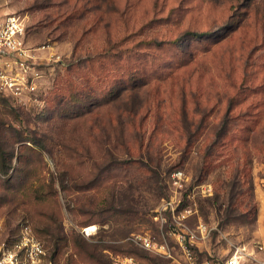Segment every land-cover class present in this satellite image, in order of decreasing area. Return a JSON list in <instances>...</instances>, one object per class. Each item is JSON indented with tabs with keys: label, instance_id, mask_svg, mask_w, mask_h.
Listing matches in <instances>:
<instances>
[{
	"label": "rangeland",
	"instance_id": "obj_1",
	"mask_svg": "<svg viewBox=\"0 0 264 264\" xmlns=\"http://www.w3.org/2000/svg\"><path fill=\"white\" fill-rule=\"evenodd\" d=\"M6 15L38 75L0 92L5 233L29 225L56 264H187L171 232L188 210L210 230L195 261L261 264L264 0H0Z\"/></svg>",
	"mask_w": 264,
	"mask_h": 264
},
{
	"label": "built area",
	"instance_id": "obj_2",
	"mask_svg": "<svg viewBox=\"0 0 264 264\" xmlns=\"http://www.w3.org/2000/svg\"><path fill=\"white\" fill-rule=\"evenodd\" d=\"M23 34L24 25L18 17L6 15L0 18V92L16 99L25 90L29 92L35 90L34 81L30 78L38 75L30 65L32 55L22 39ZM170 180L172 187L178 192L182 189L186 178L181 171H176ZM203 189L205 194H211L210 186H203ZM180 215L181 217L174 222L171 234L185 254L187 264H218L213 260L201 262L194 260L191 248L195 246L198 239L205 238L210 230L202 223L193 230L187 229L184 222L188 219L190 211L183 210ZM137 239L142 248L153 247V242L149 238ZM256 249L263 255L259 262L264 264V247L258 245ZM242 258L243 255L237 251L226 260L225 264H240ZM126 262L129 260L126 259ZM0 264H52V262L48 258L43 243L36 238L29 225L20 224L11 233H5L0 226ZM114 264L122 263L116 260Z\"/></svg>",
	"mask_w": 264,
	"mask_h": 264
},
{
	"label": "trees",
	"instance_id": "obj_3",
	"mask_svg": "<svg viewBox=\"0 0 264 264\" xmlns=\"http://www.w3.org/2000/svg\"><path fill=\"white\" fill-rule=\"evenodd\" d=\"M188 35H190L193 38H199V37L203 36V34H200V33H197V32H188ZM142 44L143 45H160L159 42H155V41H152V40L144 41V42H142ZM69 93H70L69 98L76 102L77 96H76V94H75L72 86H70ZM46 251L48 252L47 253L48 258L52 262V264H56L55 261H54V259H53V257H52V255L50 254V252L48 250H46Z\"/></svg>",
	"mask_w": 264,
	"mask_h": 264
},
{
	"label": "bare ground",
	"instance_id": "obj_4",
	"mask_svg": "<svg viewBox=\"0 0 264 264\" xmlns=\"http://www.w3.org/2000/svg\"><path fill=\"white\" fill-rule=\"evenodd\" d=\"M94 230H95V228L92 227V228H88L86 231H87V232H92V231H94Z\"/></svg>",
	"mask_w": 264,
	"mask_h": 264
}]
</instances>
